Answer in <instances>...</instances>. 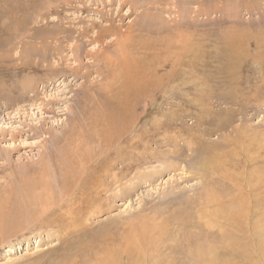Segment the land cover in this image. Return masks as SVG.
<instances>
[{
  "label": "rangeland",
  "instance_id": "rangeland-1",
  "mask_svg": "<svg viewBox=\"0 0 264 264\" xmlns=\"http://www.w3.org/2000/svg\"><path fill=\"white\" fill-rule=\"evenodd\" d=\"M124 1L0 0V203L10 199L8 216L25 209L21 195L13 193L16 188L24 179L34 183L40 178L28 166L46 159L62 166L67 146L118 149L110 169L129 189L126 195L109 194L85 225L70 234L46 227L22 232L6 223L0 231V264H60L66 254L82 257L80 251L94 242L121 253L119 264H231L235 259L232 264H264L256 245L245 249L253 259L221 254L230 244L223 241L224 230L239 235L243 244L250 242L253 205L243 202L240 207L239 200L248 197L238 185L245 184L244 178L264 177V0ZM99 27L115 31L97 41ZM128 33L130 42L150 48L137 50L152 67L157 86L139 84L124 100L128 107L118 101L109 107L104 102L108 82L97 65L107 51L118 45V52L124 50ZM108 45L112 49H105ZM231 47L246 56L242 63L229 60V68L234 82L246 80L243 87L239 83L241 101L250 105L242 112L241 106L231 107L233 126L241 127L238 133L229 134V127L205 137L201 131L216 130L225 121L222 103L213 109L222 113L213 117L214 126L198 127L206 109L202 105L212 102L206 100L207 91L227 96L231 79L221 68ZM120 86L109 98H116ZM253 96L259 101H250ZM252 104L259 110H251ZM122 107L131 120L117 124L107 140L100 126ZM190 143H200L204 154L190 157ZM248 144L255 145L249 153L255 162L246 156ZM137 178L138 186L130 192ZM208 193L224 205L207 208V215L220 221L212 231L197 215L199 201L207 200ZM237 222L243 227L240 233ZM28 224L33 225L29 219L23 223ZM239 246L235 249L242 252ZM199 249L211 254L197 258Z\"/></svg>",
  "mask_w": 264,
  "mask_h": 264
},
{
  "label": "bare ground",
  "instance_id": "bare-ground-1",
  "mask_svg": "<svg viewBox=\"0 0 264 264\" xmlns=\"http://www.w3.org/2000/svg\"><path fill=\"white\" fill-rule=\"evenodd\" d=\"M114 1L115 0H111L112 5H113ZM148 2H149L148 4L151 3L153 5L152 0L151 1L148 0ZM155 3H156V0H155ZM126 4H129V2L127 0L123 2V5H126ZM130 4H131V2H130ZM152 5H149V7ZM131 7H132V4H131ZM4 15H5V13H4ZM45 17H47V16H45ZM3 19H6V18H3ZM16 23H18V22H16ZM110 27H112V26H110ZM112 30L113 29H111V28L104 29L102 27H99L98 30L95 32V34H97V37L94 40H97V41L101 40L102 38H104L105 33L115 31V30H113V31ZM81 36H84V35H81ZM131 38L132 37L129 36V33H128L126 35V42L124 43V46H125L124 50L123 51L120 50L121 53L118 52L119 50L117 49V48H119L118 47L119 45L117 46L116 50L114 49V50H111L110 52H108L106 50L107 53L103 55L104 58L101 62V65H99V64L97 65L99 67V68L97 67V69L99 70V72H102V73L104 72V77H105V79H107V82H108V85L106 84L107 85L106 94L108 97L104 100V102H105V105H107L109 107L112 106L113 104H115L116 101H118L120 104L128 107L127 104L124 103L125 102L124 100H126L129 97V95H131L134 92V90L137 87H139L138 86L139 84H143L145 82H152V83L154 82V84L156 85V82H155L156 78L154 77V73L150 72V69L152 67L147 66L150 64L146 65L144 63V60L146 59V57H144V59H143V57L140 56L144 53H139L141 51L137 50V47H139V49H141L144 52L145 50L148 51L150 48H147V47L143 48V46H144V45H142L143 43L142 44L141 43L136 44L135 42H130L132 40ZM108 48H110V45H108L105 49H108ZM182 48H181V50H182ZM110 49H112V48H110ZM236 50H237V47H235V50L231 47L230 53H228V55L226 57H223L225 60L224 61L225 65L221 68V70L222 71L224 70L226 75L228 74L229 78L231 79V80H228L230 82L226 81L229 84L228 85L229 86L228 92L226 94L227 96L222 97V95L220 96L219 94L213 95V91H210V90L207 91V92H210L211 94H210V96L208 94V99H206V100L212 101V102H210V103L207 102V104L202 105V109L204 107L206 109L203 111L204 113H202V119H198L199 120L198 121V127H205V126L213 127L214 126L213 123L215 120V118L213 119V117H216V115H219V116L222 115L221 112H214L213 109H215L218 106H221L222 103H224L226 106V108H224L222 110V111H226L223 114L224 116H226L224 119L225 121L223 122V124L217 125L216 130H214V129L210 130L211 129L210 128L209 130H204V132L201 131L200 133L201 134L203 133L204 136H205V133H207L209 135L212 132H216V131L222 132V133L226 132L225 129H228L229 127L232 128V130H231V132H229V134L238 133V131L241 129V127L237 126L238 127L237 128L236 126H233V124H234L233 123L234 122V116L233 115L234 114L230 113V110L233 111V108H231V107L232 106H241V108H239V109H241L240 112H242L243 110H247L249 108L250 104H248V105L242 104V103H244V101H241V96H243V95L240 93L241 88L239 85V83L242 82L241 87H243L242 85L245 84L246 80L242 79L240 82H239V80L237 82H234L235 78L231 75L232 71L229 68V66H230L229 60L234 58L237 63H242V61H244L246 58V56L243 57L240 54V52L238 50L237 51ZM220 58H222V57H220ZM259 58H261V56ZM129 59L132 60V63L130 61H128ZM189 63H190V61H189ZM207 63L210 64L208 61H207ZM251 63H254V62H251ZM257 64H258V62H257ZM174 69H175V67H174ZM225 73H221V74L224 75ZM116 85H121L119 87L120 90L118 91L116 98L110 96V98H114V99H110L109 95L111 93L113 94V92L115 91L114 88ZM244 89L247 90V88H244ZM222 94L224 96V93H222ZM247 98H248V96L244 97L243 100L246 101ZM213 100H215V102H213ZM253 100L259 101V99H257V97H255V96L250 98V101H253ZM192 107H195V105H192ZM256 107H257V105L252 104L250 106V109L255 110V111L259 110V108L258 107L256 108ZM125 110H126L125 107L119 108L118 112H115V116H114V114L109 115L104 120V123L102 124V126H100V128H101L100 131H102L103 134L106 135L107 140H108L107 137H108V135H110L111 132L113 133V131H115L116 128L119 129L117 124L121 123L123 125H126V123L128 122V119H130L127 116L128 114H127V112H125ZM99 124H101V123H99ZM117 132H119V135H121V136L124 134L123 129L117 130ZM126 132H128V131H126ZM201 143H203V142H201ZM248 146L249 147H247V149L245 151L247 153L246 156L248 157L250 162H255L257 157L250 156V154H249L250 152H254L253 149L255 148V145L254 144H248ZM252 146L254 148H252ZM67 147H68V149L63 150V156L66 159H64L63 163L60 161L62 166L59 164H58L59 165L58 166L57 163L53 164L51 162V160H48V159L44 160L41 164L28 166L27 170L34 171L33 169H35L37 174H34V175L40 176V178L37 182L31 183L30 178H28L29 181H27L25 179L22 181L23 177H19V176L16 177V180L19 182L22 181V184L19 186L20 188L19 187H18V189L16 188V190L13 193L21 195L23 204L25 205V209H24V211L21 210V211H18L16 213H13L12 216L9 217L8 215L10 213H6V208L8 207L10 199L4 198L0 203V231H2V229L4 228L6 223L7 224L10 223L13 227L22 229V232H25V231H27V229H30V228H34L35 230H39V231H44V229L46 227V228H49L47 230H55L58 234L64 233V232H67L68 234H70V232L75 231L78 227H82L85 225V219H87L88 214L97 208H101L102 205L104 204L105 200H107L109 198V196H108L109 194L112 193V195H114V196L126 195V193L128 192L129 189H127V187L122 184V178L119 177V174H116L117 172L116 173L111 172L112 166H110V164H109L111 159H115L118 157L117 156L118 155V151H117L118 149L113 150V148H114L113 146H111V147L108 146L109 148L106 147L107 149H105V150H103V149L94 150V149H90V148L89 149L88 148L83 149L81 146L79 147L78 145L76 147L75 146H71L70 148H69V146H67ZM200 147H201L200 143H197L196 146L190 143V148L192 151L190 157L192 155H194V153L203 155L204 152L199 151ZM203 147H205V146H203ZM122 148H124V147H122ZM119 150H120V147H119ZM261 150H262V147H259L258 151H256L257 152L256 154L260 153ZM207 153H208V151H207ZM259 157H260V154H259ZM93 158H96V159L92 160ZM54 161H56V160H54ZM208 166H210V165H208ZM204 168H206V166H204ZM25 170L26 169H24V171ZM213 173H215V172H213ZM251 173H252V171H251ZM263 176H264V174H263ZM109 179H111V182H109ZM138 181H139V179L137 180L136 184H133L129 187L130 192H133L136 190V188L138 186ZM242 182H245V184L241 185V183H240L238 185V188L240 190V193L243 196L245 194H247L248 198L246 197L247 198L246 201L243 199H240L239 201L242 203H239V205H240V207L244 208L242 206L243 202H248V204H251V206L253 205V210H254L250 216V221H249L250 224L252 223L251 236L248 237L250 242L243 244L241 242V240L239 239L240 238L239 235H237L233 231H231L230 236H229L228 232H230V231L224 230L223 231V241L230 242V244H229V246L223 248L224 249L223 251L222 250H220V251H222L223 253H221V254H223L227 258H233L234 259V257H236V258H241V259L242 258L243 259L244 258L253 259V257H251L253 253H250V251L247 252L245 249L246 248L249 249V246H255L256 245V247L259 246V248L256 249L258 251H256L257 253H255V254L260 256L259 260H262V262H264V224H262V223H264V177L261 176L259 178H254V176H253L251 178L249 177L246 180L244 178L242 180ZM208 195H209V193H208ZM207 198H208L207 200L201 199L199 201V205L202 209L200 211L198 210L199 212L197 215L201 219H203L204 225L209 230L212 231L216 228V227L214 228L213 225L217 224L219 220L218 219L213 220L214 216H212V215L208 216L207 213L211 208L210 209H207V208H209V205L216 204L218 201L216 199H213L211 197V195H209ZM244 198H245V196H244ZM216 206L218 207L219 210L224 207V205L219 203V202L216 204ZM217 207H215V208H217ZM218 209L217 210L214 209V210L218 211ZM229 216H232L234 220L236 219L233 215H229ZM240 217L244 218L245 216H243V213H241ZM27 219H29L33 225H30V224L23 225V223ZM235 221L233 223H235ZM220 224H221L220 226L222 227V223H220ZM21 225H23V226H21ZM27 226H29V227L27 228ZM236 228L238 229V231L240 233V231L242 230L241 228H243V227H242V225L240 227L239 222H237ZM79 232H81V230H79ZM165 234H166V231H165ZM214 239L218 240L217 237L216 238L214 237ZM220 243H222V242L220 241ZM239 244H240L239 249L242 252L235 249ZM80 252H81L82 257H80V254H78V256L80 258H75V259H73V257L68 256L67 254L64 255L60 264H119V257L117 256V254L118 255L121 254L119 252H116V253L107 252L106 247H100L95 242L92 245L87 246L85 249L81 250ZM205 252L206 251L199 249L197 251V253L199 254V256H197V258H200V256H201V258H204L208 254H211L210 250H208L206 253ZM132 253H133V251H132ZM128 254H130V253H128ZM70 255H72V254H70ZM242 255H243V257H242ZM253 256H255V255H253ZM235 260H237V259H235ZM235 260H234V262H235ZM208 262H210V260ZM234 262H232V263H234ZM239 262H241V261H239ZM247 262L249 264L250 261L248 260ZM134 263H136V261ZM219 264H221V263H219ZM236 264H238V263L236 262Z\"/></svg>",
  "mask_w": 264,
  "mask_h": 264
}]
</instances>
